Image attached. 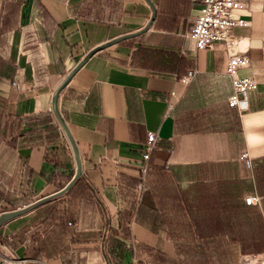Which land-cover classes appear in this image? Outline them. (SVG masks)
Returning <instances> with one entry per match:
<instances>
[{"label": "crops", "instance_id": "crops-1", "mask_svg": "<svg viewBox=\"0 0 264 264\" xmlns=\"http://www.w3.org/2000/svg\"><path fill=\"white\" fill-rule=\"evenodd\" d=\"M10 1L0 0V215L61 190L54 183L60 174L73 176L77 156V180L93 206L81 216L78 206H67L76 231L58 253L39 251L31 217L65 192L2 223L0 264H65L63 255L75 248L83 264H155L158 252L179 262L185 257L177 246L187 244L203 247L217 264H264V0H242L237 13L247 25L232 30L241 40L235 49L250 60L237 76L257 82L241 113L227 103L232 85L223 48L194 51L184 36L195 0H15L16 21L5 24ZM153 10L154 20L157 11L170 15L174 29L152 23L142 31ZM45 16L52 29L42 41ZM152 50L182 62L154 58ZM190 68L197 73L184 84ZM43 113L55 120V133L25 123ZM148 132L156 143L137 201ZM250 195L259 203L247 205ZM24 197L32 201L10 208Z\"/></svg>", "mask_w": 264, "mask_h": 264}, {"label": "trees", "instance_id": "trees-1", "mask_svg": "<svg viewBox=\"0 0 264 264\" xmlns=\"http://www.w3.org/2000/svg\"><path fill=\"white\" fill-rule=\"evenodd\" d=\"M20 4L19 2L12 0L5 4L6 14L3 18L4 23L7 24H13L16 21L17 13L19 11ZM43 14H45L43 12ZM46 15V14H45ZM46 17V16H45ZM47 22V30L41 32V39L42 41H46L50 39V29H52V24H49V20L46 17ZM173 20L171 19V16L160 14L157 11L156 19L154 20V28L155 29H162V30H171L174 29L173 27ZM149 54L156 58V56L159 55H166L168 59H166V62H170L172 60H178L179 62H182V59H178L177 56L174 53H165L161 51H149ZM188 62L186 61L185 65L187 66ZM25 123L29 124V126L35 130L42 129V131H51L52 133H55L56 129V123L51 114L49 113H43L36 116H30L25 119ZM47 126V129L44 128V126ZM61 167V166H60ZM27 171V169H26ZM27 173H30L29 171ZM44 174V173H43ZM30 177V175L27 174V177ZM53 174L48 175L49 181L52 179ZM60 177L62 178V181L55 182V189L59 190L64 187V185L71 179L72 174H60ZM80 181H75L74 184L69 188L63 195V197H60L58 199H55L49 203H46L44 206L38 207L34 210V214L31 217L34 221V225L31 226L30 233L32 236H35V239H37L38 249L40 252H50L52 253H58L65 249V243L64 238L68 234H72L76 230L71 229L68 226V222L71 223L70 220H74L73 213L71 211H66L65 209L67 206H71L73 208L75 205L78 206V213L77 216H81L82 212L85 209L90 208L93 206V201L91 200V197L89 196L86 188L80 184ZM27 185H29L28 182H26ZM32 200L29 198H22L14 201L11 203L10 208H16L22 205H27ZM5 209L6 206H5ZM144 210V208L140 205L135 213V219L140 216V213ZM151 215L155 218H159L161 215L157 214L156 212H152ZM125 218V221H129L130 219V213L127 212L123 215ZM38 218V219H36ZM41 219V220H40ZM32 221V222H33ZM32 225V224H31ZM128 229L124 228V235L126 236L128 233ZM43 235L44 240H40V235ZM183 246V247H182ZM124 246H121V250H123ZM179 249V252H182L185 259L189 261L188 264H217L214 260L208 261L205 258L204 251L205 249L199 245L194 244H187V245H181L177 246ZM207 249V248H206ZM82 251V249L75 248L69 255L64 254L63 255V261L65 264H83V259L79 255V253ZM206 252V251H205ZM209 252V251H208ZM48 254V253H47ZM184 260L181 261H175L173 259L167 258V256L162 253L158 252L155 255H152L151 261L155 264H184Z\"/></svg>", "mask_w": 264, "mask_h": 264}, {"label": "built area", "instance_id": "built-area-1", "mask_svg": "<svg viewBox=\"0 0 264 264\" xmlns=\"http://www.w3.org/2000/svg\"><path fill=\"white\" fill-rule=\"evenodd\" d=\"M199 4L196 15L193 17L185 38L192 41L194 51L214 48L219 44L226 53L225 73L231 77L232 94L227 103L236 108L239 113L247 107L246 96L249 92L257 89V82L252 76L239 77L237 71L249 66V56L245 51L236 50L240 44V38L232 32L235 26H245L247 21L241 19L237 11L244 7L242 0H195ZM197 70L190 68L180 78L184 84H188L196 75ZM16 84V83H14ZM18 87V85H16ZM174 92H170V97ZM241 95V96H240ZM171 100L168 102L169 109L172 108ZM156 143V134L147 133V140L141 154L144 165L141 167V180L137 184V201H140L141 193L145 191V176L148 169V161ZM247 167H251V159L247 152L241 156ZM260 197L250 195L245 198L247 205L258 204ZM70 224V223H69ZM136 258L133 264H137Z\"/></svg>", "mask_w": 264, "mask_h": 264}, {"label": "water", "instance_id": "water-1", "mask_svg": "<svg viewBox=\"0 0 264 264\" xmlns=\"http://www.w3.org/2000/svg\"><path fill=\"white\" fill-rule=\"evenodd\" d=\"M154 18H155V10H153V14H152V17L151 19L149 20V22L146 24V26L144 27V30L148 29L149 26L153 23L154 21ZM135 34H130V35H126V36H121L119 38H117L116 40L112 41V42H109V43H106L104 44L103 47L105 46H108V45H111L113 43H116V42H119V41H122L124 39H127V38H130L132 36H134ZM99 48H95V50H92L89 55H91L92 53H94L95 51H97ZM87 60V57L83 58L82 60H80L78 62V64L75 66L74 70L72 71L75 72L77 69H79L84 63L85 61ZM71 73V74H72ZM241 96V95H240ZM76 170H75V173L73 174L72 178L68 181V183L59 191L55 192L54 194L50 195V196H47V197H44V198H41L31 204H29L28 206L24 207V208H21V209H16V210H13V211H10V212H4L0 215V225L14 217H17L23 213H25L26 211H28L29 209L35 207V206H38V205H41V204H44L46 203L47 201H50L58 196H60L61 194H63L64 192H66L69 188H71V186L74 184V182L80 177L81 175V163H80V160H79V157L77 156L76 157Z\"/></svg>", "mask_w": 264, "mask_h": 264}, {"label": "rangeland", "instance_id": "rangeland-1", "mask_svg": "<svg viewBox=\"0 0 264 264\" xmlns=\"http://www.w3.org/2000/svg\"><path fill=\"white\" fill-rule=\"evenodd\" d=\"M183 247V246H182ZM4 262V261H3ZM98 262V261H97ZM189 263V261H187V260H184V264H188ZM5 264V263H4ZM107 264H111V262H109V261H107Z\"/></svg>", "mask_w": 264, "mask_h": 264}, {"label": "bare ground", "instance_id": "bare-ground-1", "mask_svg": "<svg viewBox=\"0 0 264 264\" xmlns=\"http://www.w3.org/2000/svg\"><path fill=\"white\" fill-rule=\"evenodd\" d=\"M8 260V259H7ZM8 261H10L11 263H13L14 264V262L13 261H11V260H8Z\"/></svg>", "mask_w": 264, "mask_h": 264}]
</instances>
